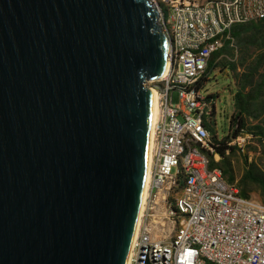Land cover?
Masks as SVG:
<instances>
[{
    "label": "water",
    "instance_id": "95a60500",
    "mask_svg": "<svg viewBox=\"0 0 264 264\" xmlns=\"http://www.w3.org/2000/svg\"><path fill=\"white\" fill-rule=\"evenodd\" d=\"M150 0H0V264H126L170 41Z\"/></svg>",
    "mask_w": 264,
    "mask_h": 264
},
{
    "label": "built area",
    "instance_id": "2783aa9c",
    "mask_svg": "<svg viewBox=\"0 0 264 264\" xmlns=\"http://www.w3.org/2000/svg\"><path fill=\"white\" fill-rule=\"evenodd\" d=\"M150 1L170 41L169 66L146 83L156 91L158 118L145 204L126 264H264V202L242 195L211 165L206 123L216 101L199 85L233 27L264 18V0ZM245 137L240 133L230 144L242 147Z\"/></svg>",
    "mask_w": 264,
    "mask_h": 264
},
{
    "label": "rangeland",
    "instance_id": "374dc122",
    "mask_svg": "<svg viewBox=\"0 0 264 264\" xmlns=\"http://www.w3.org/2000/svg\"><path fill=\"white\" fill-rule=\"evenodd\" d=\"M241 42L239 38L232 39L224 48L216 60L219 67L209 72L210 79L203 82L202 92L205 95L214 92L218 94L215 97L213 118L208 125L212 137L226 138L236 128V125L232 128L227 126L233 112L237 110L232 99L235 96L233 91L239 89L240 94L236 97L244 101L247 107L242 115L245 122L242 134L246 136L244 145L240 147L232 144L235 148L229 150L224 157L215 156L214 152L210 157L211 161L226 170L225 174L230 182L236 183L249 196L260 199L262 195L259 184L245 179V173L249 169L264 179V49L250 47L248 51L241 50ZM241 60L244 66L241 65ZM228 66L232 68L230 72H227ZM161 229L159 225L155 227L158 233Z\"/></svg>",
    "mask_w": 264,
    "mask_h": 264
},
{
    "label": "trees",
    "instance_id": "16d2710c",
    "mask_svg": "<svg viewBox=\"0 0 264 264\" xmlns=\"http://www.w3.org/2000/svg\"><path fill=\"white\" fill-rule=\"evenodd\" d=\"M263 20H264V18L256 20V21H250L247 23L238 24V25L233 27V29L231 31V38L224 44V46L221 49H219L218 51H216L212 55V57L209 61V64L207 66V69L205 71V74L202 77V79L199 81L200 86H203L204 81H207L208 79H210L209 78V76H210L209 72H213L215 69H217L219 67V66H217L216 60L219 57V55L223 52L224 48L230 44L232 39L239 38V40L242 41L241 43L243 45V48L241 50L245 49L246 51H248V49L250 47H255L256 49H264V29H263L264 23H263ZM241 65L244 66V62L242 60H241ZM227 69H228L227 72H230V70H232V68H230V66H228ZM233 93H235V96L232 99L234 101V105L236 104L235 108L237 110L235 109L236 111L233 112V114L230 118V121H229V125L227 127L232 128L234 125H236V128L233 130L231 135L228 134V136H226V138L212 137V142H213L212 148H213L214 152L219 153V155H221L222 157H224L229 150L235 148V146L230 144V141H231L230 138L236 137L237 135H239L240 133H242L245 130V122H244V119L242 118V115L247 109L246 103L244 101L237 99L236 96H238L240 94L239 89H235V91H233ZM208 95L215 98V97H217L218 94H216V92H214V93H210ZM213 113H214V108H213ZM208 123L209 122H207L206 125L209 128ZM210 155H211V152H210ZM245 163L247 164L246 159H245ZM211 165L213 167L214 166L218 167L223 172L225 177L227 178V176L225 174L226 170L223 169L220 166V164L215 163L214 161H211ZM245 179L251 180L253 182H257L259 184L260 190H261V195H262L260 200L262 202H264V179L260 178L259 176H257L255 173H253L249 169H247V171L245 173ZM239 189H240V192L242 195L249 196L240 187H239Z\"/></svg>",
    "mask_w": 264,
    "mask_h": 264
},
{
    "label": "bare ground",
    "instance_id": "6f19581e",
    "mask_svg": "<svg viewBox=\"0 0 264 264\" xmlns=\"http://www.w3.org/2000/svg\"><path fill=\"white\" fill-rule=\"evenodd\" d=\"M168 62L165 67V70L162 75H164L168 70ZM153 92V104H152V112H151V124H150V136H149V152H148V162H147V169L145 174V183H144V189L142 194V200H141V206L139 211V216L137 220V226L134 236L137 234V228L141 220V214L143 212L144 204H145V198H146V191L148 187V182L150 178L149 169H150V163H151V154H152V147H153V134H154V126L158 118V104H157V94L155 90H152Z\"/></svg>",
    "mask_w": 264,
    "mask_h": 264
}]
</instances>
